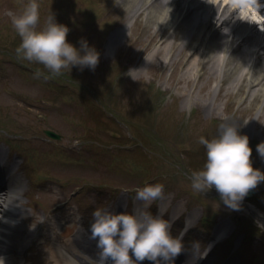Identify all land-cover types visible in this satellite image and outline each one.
<instances>
[{
    "label": "rangeland",
    "instance_id": "rangeland-1",
    "mask_svg": "<svg viewBox=\"0 0 264 264\" xmlns=\"http://www.w3.org/2000/svg\"><path fill=\"white\" fill-rule=\"evenodd\" d=\"M26 2L0 0V144L19 160L22 178L16 212L26 216L13 220L21 221L18 236L27 240L28 230H40L58 202L66 201L60 210L74 202V207L54 217L52 236L61 241L77 224L68 214L70 209L90 219L97 207H116L125 187L161 182L166 191L187 201L185 212H196L200 232L212 231L222 217L237 224L227 244L230 250L220 246L215 252L219 260L233 256V242L245 218L241 224L214 186L206 192L194 190L190 177L206 160V146L199 137L212 138L222 122L236 123L249 135L254 167L264 170V156L256 150L264 141V109L257 113L260 99L244 97L243 88L227 90L225 77L215 90L217 75L208 77L204 69H191L196 53L189 49L194 42L178 49L181 26L173 33L172 57L157 48L172 38V29L147 25L143 11L127 31L129 12L119 0H39L42 21L53 11L59 22L69 26L70 41L78 46L85 37L101 55L94 70L73 66L60 76L38 78L37 68L48 69L18 57L21 37L11 23ZM22 62L27 69H22ZM130 69H140L137 79L129 75ZM45 128L62 137L49 138ZM254 188L253 196L244 199L264 211V181ZM209 220L213 224L208 225ZM6 232L17 235L13 228ZM249 232L242 245L243 259L250 261L256 255L252 264H264V232ZM191 236L188 243L195 234ZM16 240L17 236L11 239L10 246ZM50 245L37 243L30 248L34 264H48ZM243 259L235 261L249 264Z\"/></svg>",
    "mask_w": 264,
    "mask_h": 264
},
{
    "label": "clouds",
    "instance_id": "clouds-1",
    "mask_svg": "<svg viewBox=\"0 0 264 264\" xmlns=\"http://www.w3.org/2000/svg\"><path fill=\"white\" fill-rule=\"evenodd\" d=\"M258 10L264 7L256 0ZM39 0H27L22 10L11 17V23L21 42L16 48L19 58L42 64L48 72L37 68L35 75L45 80L60 76L73 66L95 69L100 60V51L88 39L81 37L79 45L68 39L70 28L57 20L53 11L41 20ZM140 70V69H139ZM137 69H130L134 79ZM199 142L206 146V160L201 169L191 173L194 190L206 192L213 188L221 194L225 205L239 209L248 192L264 181V170L254 167L253 148L250 137L242 133L236 123L222 122L212 138L204 135ZM257 152L264 156V141L256 145ZM165 185L161 182L146 183L136 189V200L142 206L133 211L114 212L97 207L92 215L91 236L97 239L99 264H142L145 259L163 264L160 257L170 260L185 248L184 236L193 226L188 219L179 234H173L172 226L178 217L166 218L163 211H151L150 201L161 197ZM193 249L201 257L207 256L211 247L199 240L192 242ZM135 257V258H133ZM0 264L6 259L0 256Z\"/></svg>",
    "mask_w": 264,
    "mask_h": 264
},
{
    "label": "bare ground",
    "instance_id": "bare-ground-1",
    "mask_svg": "<svg viewBox=\"0 0 264 264\" xmlns=\"http://www.w3.org/2000/svg\"><path fill=\"white\" fill-rule=\"evenodd\" d=\"M119 2L129 12L124 28L131 29L139 11L144 12L147 25L156 28L170 27L172 38H169L167 44L157 48H160V51L167 50L166 53L171 56L176 46V37L173 33H177V27L181 26L182 35L178 49L182 51L190 41L194 42L189 51L196 53V57L189 63V67L199 71L206 70L209 73L208 77L216 78L217 75L219 80L215 90L224 77L229 78L227 90L240 91L243 88L246 93L244 97L248 96L255 102L260 99L257 102V113L264 109V31L258 26L259 22L238 10V4L252 6L249 0H236L234 3H230L229 0H119ZM1 157L6 160L3 154ZM0 178V256L5 257L6 264H26L29 261L25 259L27 257L24 253L37 237L38 230L34 232L28 230L27 240L18 236L17 226L21 225V221L16 224L14 221L13 224L12 220L19 219L21 215L26 216L24 212H16L20 177L12 176L8 168H0ZM6 228H13L17 235H9ZM230 229L228 224L221 223L217 227V234L220 237L227 235ZM16 236L17 240L14 242L16 245L10 246L11 239ZM214 241H211V246ZM72 249L80 250L75 243L70 250L51 246L47 250L48 263L85 264V257H79L81 255L78 256ZM200 259L201 257L196 258L193 264H197ZM203 261L206 262L207 259L203 258Z\"/></svg>",
    "mask_w": 264,
    "mask_h": 264
},
{
    "label": "water",
    "instance_id": "water-1",
    "mask_svg": "<svg viewBox=\"0 0 264 264\" xmlns=\"http://www.w3.org/2000/svg\"><path fill=\"white\" fill-rule=\"evenodd\" d=\"M46 132H47L48 134L52 135V136H59V135H57L56 133H54L53 131H50V130H47ZM253 192H254V190L251 189V190L248 192L247 195H251Z\"/></svg>",
    "mask_w": 264,
    "mask_h": 264
}]
</instances>
